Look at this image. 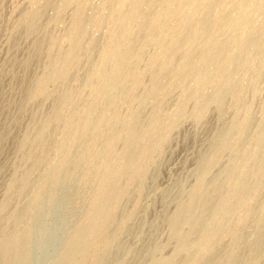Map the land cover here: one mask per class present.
Segmentation results:
<instances>
[{
	"label": "bare ground",
	"instance_id": "bare-ground-1",
	"mask_svg": "<svg viewBox=\"0 0 264 264\" xmlns=\"http://www.w3.org/2000/svg\"><path fill=\"white\" fill-rule=\"evenodd\" d=\"M73 1L70 24L53 35L50 24L64 18L71 0H34L11 39L12 46L21 36L32 38L19 63L24 75L7 77L0 68V159L19 112L31 116L11 149L12 168L21 173L0 202V264H119L133 216L124 201L131 188L140 193L146 186L147 163L183 125L189 103L202 122L184 138L205 142L193 182L170 198L173 208L163 215L168 241L151 245L148 264H263L264 0H118L95 61L99 39L87 28L108 17L89 0ZM133 22L136 30L123 34ZM150 44L158 50L144 57ZM33 63L38 74L27 72ZM7 78L19 85L10 109L1 104ZM50 82L57 84L53 91ZM77 167L91 190L82 217L68 228ZM4 169L0 164V175ZM169 242L172 251L163 256Z\"/></svg>",
	"mask_w": 264,
	"mask_h": 264
},
{
	"label": "rangeland",
	"instance_id": "rangeland-1",
	"mask_svg": "<svg viewBox=\"0 0 264 264\" xmlns=\"http://www.w3.org/2000/svg\"><path fill=\"white\" fill-rule=\"evenodd\" d=\"M117 1L118 0H113L112 4L107 5L104 4L102 0H89L90 5H92V7H99L100 8L99 12L102 15L108 17V19L103 23H101L100 25L91 23L88 25L87 28L89 35L97 37L99 39V46H97V48H95V50L91 54V58L94 61L99 59V57L101 56L100 46L102 44H106V42L104 41L110 29L113 26L111 19V9L118 8L121 6L120 3ZM74 5H75L74 1L71 0L70 5L64 12V18L60 21H55L52 22V24H50L51 34L59 35L63 31H65V29L70 24L71 17L73 16ZM33 6H34V0H2V1L0 0V56L2 58L0 59V68L4 69V73L5 75H7V77L11 75L12 72H16L19 75H24V69L20 66L19 63H21L22 62L21 60L25 59L26 55L28 54L31 48V41L29 40H31L32 38L21 36L18 39L19 43L12 46H11V39L14 37L13 32L16 30L15 26L17 25V22L21 18L22 13L32 9ZM159 7L160 5L158 4L157 8L159 9ZM217 10H219V7L217 8ZM87 11L88 13H91L93 11V8L87 9ZM47 12L49 14H52L53 10L48 9ZM135 24L136 23L134 22L131 23L128 30L126 29L123 34L131 33L132 31H135L137 27ZM168 24L169 25L174 24V19L172 18L169 19ZM157 50L158 48L156 46L150 44L145 53L146 56L144 55V57H148L149 55L154 54ZM8 53H12V56L9 57V59L7 58L6 61V57ZM10 64L11 66L8 67V65ZM83 68H81V70H83ZM40 69L41 67L37 63H33L28 66L27 72H29L30 74L31 73L38 74L40 72ZM140 70L143 72V75H145L147 78V74H146L147 67L145 66L144 62L141 64ZM18 86L19 85H17V83H15L13 79H8V78L6 79L4 83L3 102H1L2 106L3 107L5 106L4 109H7L10 105L13 104L14 101L17 100V94L14 92V90L17 89ZM56 87L57 84H55L54 82H50L47 85L48 88L47 90L53 91L54 88ZM11 89H13V91ZM90 92L91 91L89 88L86 87L82 88L81 94L85 100H87L90 97L91 95ZM259 93L260 95L258 96L259 97L258 102L264 99V89L260 90ZM10 95H12V98H10L11 97ZM39 99L43 101L44 105H47L49 103L48 99L44 96L39 97ZM0 101H2L1 98ZM256 104L257 106L254 105L253 103L255 109L258 108L259 106V103ZM120 105H122V103ZM174 106H175L174 102H171L168 105V109L172 110ZM122 108H124L125 110L126 106L123 104ZM187 109L189 114L184 120L183 125L180 126L179 128H175L176 130L175 129L171 130L172 134L170 132V138L162 143L161 148L154 155V157L150 159L149 163H147V171L149 173V177H148V182L146 186L143 188L142 192L139 193L135 191V187H133L131 188L132 192L130 196L128 197V199L124 201L123 208L133 210V216L130 220V230L126 233V235L125 234L122 235L121 238V243L124 246L125 253L119 264H148V260L152 252L153 244L156 242L168 241L169 227L167 223L164 222L163 215L165 214V212L173 208V203L170 202V198L183 186H186L193 182V176H191L192 175L191 171H194L193 169H195L197 165V154L199 149L201 148L202 143L205 142V138H206L205 136H202L200 140H195V141L184 138L183 135L184 131L187 133L190 131L197 132L202 122V120L201 121L199 120L202 119L201 118L202 116L200 115L199 117V114L196 113L197 111L194 103L193 104L189 103L187 105ZM27 111L28 110L26 109L24 111L23 110L20 111L21 113L19 112L18 115L19 118H17V122L13 128L14 133H12L13 135L12 138L4 141L6 151L8 152L4 154L0 159V164L4 165V168H6L4 169V172L0 175V182H1L0 202L7 193V184L9 183L10 179L13 178V176H16L21 173L20 168H18L17 170H14L12 168L13 165H11V163L13 161V154L11 152V149L15 146L18 139L24 133L27 124H29L30 122L29 119H31V116H29L30 113L29 111L28 112ZM208 115L209 117L212 116V110L209 111ZM54 130H55V137L59 139L61 137V126L59 124H56ZM165 154L167 155V157ZM46 166L42 167L41 172H43V170L48 167ZM82 171L83 168L81 167H77L74 169V173L77 177V180H76V184L73 187L74 188L73 196L71 198V201L68 202V206H67L71 215L70 218L65 220V224H67L66 226L68 228H72L75 225V223L82 217L85 204L90 196L91 185L90 183H87V185L83 184ZM77 174H79V176ZM81 194L84 195L82 196ZM171 205L172 208L170 209ZM239 211L237 210L234 213L235 215V216L233 215L234 218L236 217L237 219V217L240 216V214H242V209H239ZM223 239L224 240L228 239V233L224 234ZM172 247L173 244L169 242L168 246L162 252V255L167 256L168 254H170V252L172 251ZM263 264H264V258H263Z\"/></svg>",
	"mask_w": 264,
	"mask_h": 264
}]
</instances>
